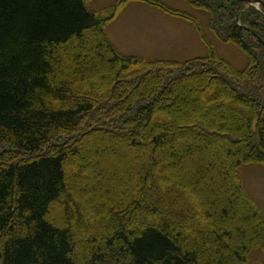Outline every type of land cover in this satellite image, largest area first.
<instances>
[{"label": "trees", "instance_id": "obj_1", "mask_svg": "<svg viewBox=\"0 0 264 264\" xmlns=\"http://www.w3.org/2000/svg\"><path fill=\"white\" fill-rule=\"evenodd\" d=\"M126 1L104 14L87 0H0V264H244L264 251L241 181L243 165L264 164V11L189 0L246 52L238 68L163 0L146 1L191 19L210 52L123 53L106 24ZM126 156L138 195L82 202V184Z\"/></svg>", "mask_w": 264, "mask_h": 264}, {"label": "rangeland", "instance_id": "obj_2", "mask_svg": "<svg viewBox=\"0 0 264 264\" xmlns=\"http://www.w3.org/2000/svg\"><path fill=\"white\" fill-rule=\"evenodd\" d=\"M117 1L87 0V4L93 10L108 14L113 5L116 7ZM163 1L173 7L195 14L201 22L206 40L220 56L227 58L238 68H243L248 64L246 52L234 41L220 37L211 27L210 16L206 9L193 5L189 0ZM255 5L259 7L258 4ZM106 31L110 39L125 54L139 55L150 59L183 61L197 56H205L210 52L209 44H206L191 19L169 13L146 0H127L120 4L117 12L107 22ZM112 74V69H106L104 75L96 79L95 83L108 79ZM195 116L192 115L190 120H193ZM3 149L0 146V152ZM220 159L225 160L223 155H220ZM119 160L115 162V168L112 170L106 169L103 175L97 173L93 178H90L91 180L88 179L82 184L88 186L86 192L80 196L82 202L87 199L88 206L91 202L98 201L108 204L110 202L108 198H111L117 203L123 204L129 199V196L138 195L137 189L140 185L138 176L132 173L134 169H127V167L131 168L130 165L134 159L126 156L121 159L120 163ZM209 160H213L215 163V159L209 158ZM169 168L168 166L166 169ZM96 181L101 183L98 186L100 190L91 185ZM241 181L245 192L258 202L264 214V164L243 165ZM201 189L206 193V185ZM125 190L129 192L128 196H124ZM102 192L105 194V198ZM227 194H234V189L231 186L227 187ZM244 264H264V251L254 250L251 252L249 260Z\"/></svg>", "mask_w": 264, "mask_h": 264}, {"label": "water", "instance_id": "obj_3", "mask_svg": "<svg viewBox=\"0 0 264 264\" xmlns=\"http://www.w3.org/2000/svg\"><path fill=\"white\" fill-rule=\"evenodd\" d=\"M246 1L258 4L259 7L264 11V0H246Z\"/></svg>", "mask_w": 264, "mask_h": 264}]
</instances>
